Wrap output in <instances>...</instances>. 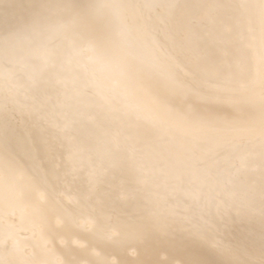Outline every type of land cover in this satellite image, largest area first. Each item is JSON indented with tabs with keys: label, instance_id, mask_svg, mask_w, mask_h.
<instances>
[{
	"label": "bare ground",
	"instance_id": "bare-ground-1",
	"mask_svg": "<svg viewBox=\"0 0 264 264\" xmlns=\"http://www.w3.org/2000/svg\"><path fill=\"white\" fill-rule=\"evenodd\" d=\"M0 264H264V0H0Z\"/></svg>",
	"mask_w": 264,
	"mask_h": 264
}]
</instances>
